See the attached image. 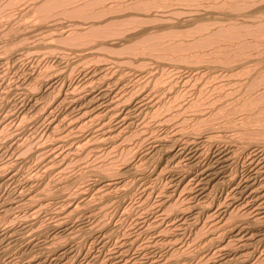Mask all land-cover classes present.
<instances>
[{"label": "rangeland", "instance_id": "374dc122", "mask_svg": "<svg viewBox=\"0 0 264 264\" xmlns=\"http://www.w3.org/2000/svg\"><path fill=\"white\" fill-rule=\"evenodd\" d=\"M111 8H112V10H111ZM107 10H109V11H107ZM82 11H84V12L82 13ZM225 11L230 12V13H235V15L238 16V18L237 19H235V18L221 19L220 17L224 16L222 13H225ZM211 12H212V14L216 13L214 15H216L218 17H216V18L213 17ZM85 13H87V14H85ZM125 13H126V15H125ZM248 13H252V15L249 16L250 14H248ZM243 14L244 15L247 14V16L244 18L245 20L247 19V21H245L244 19H241ZM109 15H113V16L123 15V16L116 17L115 20L108 21V22L104 23L102 25L103 27L101 28V30H103V31L97 30V31H95L96 33L92 32V33H89L90 35H87L84 37V34L86 35V33H84V31L87 32L85 28L88 26V24H85V23L97 21L98 19L101 21V20H103V18L106 19L107 17H109ZM161 15H165V16H161ZM225 15H226V13H225ZM80 19L82 21H80ZM59 21H61V22H59ZM113 21H116L118 23L116 24V22H113ZM106 24H109V25H106ZM82 25L86 26V27L84 28ZM104 26H105V28H104ZM81 28H83L85 30H83V29L81 30ZM110 31H112V32H110ZM76 32H77V34H76ZM78 32H80V33L78 34ZM137 33L139 34V36ZM63 34H64V36H63ZM79 35L81 37H79ZM133 35H135V37H137V36L138 37L135 39L133 37ZM126 36H127V38H126ZM46 38H47V40H46ZM123 38H126V40L124 39V42L122 43L120 39H123ZM128 39H131L130 43L129 42L125 43V41H127ZM110 40L112 41V43ZM47 41H50L52 43V44H49V48L47 47L44 49L45 46H43V47H40V49H39V44H40V46H42L44 44H48L49 42L47 43ZM102 41L103 42L105 41V43H107V41H108V44H114L115 43L114 44L115 47L113 45H112V47L114 48L113 50H115L116 53H115V51L111 52L112 50L109 47V45H108L109 51L104 50V48L106 49V47H103V48L101 47L102 46L101 44H103ZM116 41L117 42L119 41L120 43L118 44ZM42 43H44V44H42ZM120 44H124V46H122ZM50 45H53V46L50 47ZM92 45H94V47ZM116 45H118V47ZM36 46H38V47H36ZM32 47H33V49H32ZM64 48H65V50H64ZM70 49H71V51H70ZM83 49L84 50L87 49V51L86 50L84 51ZM25 50H26V52H25ZM66 51H68V52L66 53ZM137 53H138V55H137ZM94 55H95V57H94ZM76 56L79 57V60L77 59L78 57H76ZM106 56L108 59L106 58ZM117 56L118 57L122 56V58H124L125 62L123 60L122 61L119 60V62H117V60H114V58ZM80 57H82V59ZM140 57H141V59H140ZM85 58H87V59H85ZM104 58H106L107 60ZM60 59L61 60L63 59L64 62L66 60L69 64L72 63V64H70L72 66H69L68 68H64V69L61 68V64L64 62H62L63 60L61 62H59ZM73 59L77 60V62L74 61L75 63H73L72 62ZM69 60H70V62H69ZM111 60L116 61L118 64H116V62H115V64H116L115 65L114 61H111ZM130 61H131V63L133 62V64H131ZM104 62H107V63H104ZM263 62H264V0H53V1L52 0H0V134H1L0 135V205H1L0 206V214H1L0 219L2 218V220H0V224H2V225H0V227H4L5 225L6 226L8 225L9 227L12 226V228H15L17 230L19 229V232H20V230L24 227L22 225H24L26 222V220H24V218L26 219L27 216L29 218L30 217L32 218V219L31 218L27 219V221L29 223H31V221L33 222V220L35 221V223H37L36 224L37 228L35 227V229L33 230L34 233H36V234L27 233L28 234L27 235V234H21L22 232H20L19 238H21V239H19V241H18L20 244L16 243V244H18V245H16L14 243V244L9 245V247L6 246L7 248L1 247V249L4 251H1V249H0V251H1L0 252V255H1L0 264H26V262H25L26 259H25L24 253L27 251L24 250L25 244L30 245L29 244L31 241L30 239L35 240L37 238V236L38 237L41 236L40 240H44V239H46V241L50 240L48 243L49 245L52 242L55 244H59L57 242L62 243L64 241H66L67 239L64 238L65 235H63V237L61 238L62 234L60 236H57L56 237L57 239L56 238H54L55 240L52 239V234H53V230H54V229H52L53 228L52 226L54 224L58 223V220H57V219H59L58 211H61L63 209V208H61L62 206L63 207L66 206V204L64 202H66L68 196H70V197L76 196L77 197V198L75 197L76 200L80 201L81 204L85 203L87 206L85 204L84 205L86 207L81 205V206H83V208L85 207L86 209H88L87 207L89 204V208H91L90 213L93 217L92 218L93 220L91 219L89 222L94 221V224H96L98 226L101 223L100 224L101 227L105 226V224L107 225L108 223H110V219L111 218L114 219L113 217L116 213L115 211L117 210V208L115 206L116 204L112 203L115 207L113 205H111V207L109 206V208H107V210L106 209L104 210V207L103 208L101 207V205H103V204L97 206L99 201H98V199L95 198L96 197L95 191H94V194L92 195L93 191L90 189L91 185H93V183L95 182L94 180H96L95 178L98 179V177H96L94 175L95 171L97 172V170L99 171L101 169V172L103 173L104 171H106L108 165L115 161V162H117L116 167H114L115 164H113V166L109 165L110 166L109 169L111 168L110 171H114L112 173H115L116 168H119V167L122 168L121 165H124L126 162L127 163L131 162V160L132 161L135 160V162H136L139 159L138 155H136V154L143 153L145 151L144 148L148 147V144H149L148 143L149 142L148 136L151 133H152L151 135H155L156 133H157L156 135H159L160 133H162L164 130L163 125H165V124L174 125L171 129L173 131H175L176 129H179L180 127L181 128H183V127L189 128L190 130L192 128H195L197 131H201V130H203V128L205 129L208 125H209L208 127H212L216 123L221 125V126H218L219 128H228L230 125H232L231 124L232 122L234 123V122L238 121L237 123L240 126L237 123H234V126L238 125L237 127H239V130L238 131L236 130L235 134L238 136L237 132H239L240 130H241L240 132L244 131V133H242V135L244 134L245 136L246 135L247 136L246 137L243 136V138L241 137L242 135H240V132H239V136L244 140L243 142L246 143L247 141H249L251 139H256L257 135H259V138H257V140H260V141L264 140V135H263L264 134L263 133L264 125L262 124L263 127L258 126L259 123L261 124L264 122V72H263L264 71V64H262ZM79 63H80V65H79ZM82 63H83V66H85L91 70L102 67L103 64H105L104 68L108 67V70L110 71V73H112L113 70L114 71L118 70L120 63L124 64V65H120V66H126L127 68H129V70L130 69L133 70L132 73L130 72L128 74L129 79L126 81V83H127L126 87H128V86H129L128 88L135 87V89L137 87L138 88L140 87L139 88L140 90L145 89L142 87H154V88H158V89L163 88L162 89L163 91L168 92L167 95L169 98L167 97L166 99H161L162 100L161 105L159 104L160 107H159V110L157 111L158 112L157 114L161 113L160 114L161 116L159 115L160 118L158 117L159 119L156 116H155V120L153 118L156 112L154 114L153 113H147L149 116L151 115L150 117H147L148 115L145 113L146 115L143 114L141 116V117H143V118H141V121H142V119L145 118L143 120L144 122L138 121L141 123H137V122L135 123V126L133 127V129L134 130L136 129L137 131L136 130L134 131L132 129V132H130V133H132V135L134 137H132V135H131L130 137L128 136L129 139L127 138L128 140L131 139L132 141L126 140L128 143L124 142V144H126L127 146H130V144H132L133 142L135 144H136V142H138L137 145H135L133 143L130 146L131 148H133V150H132L133 152H131V150H128V151L126 150L125 152L123 151V153H122V151H121V153H118V154L114 153L113 157H112L111 154H108V155L105 154V153H107V151L104 148H106L107 146L102 144L101 145L102 147H98V149L100 150V148H101V151L105 150V152L103 153V151H102L101 153L95 155L94 153H92L90 151L91 150L90 144L92 143L91 145H95V144L98 145V144H100L99 142H102L101 141L102 138L99 141V139H97L99 137L97 136V138H95V137H94V139L92 138L93 140L91 143L88 142L89 148H87L88 143L84 145L85 141L83 143H80V145L83 144L81 148L86 149L85 153H83L84 150L81 149L82 153H81V151H79L78 153H80V154L78 157L73 156L74 155L73 153L75 151L73 153H71L72 151L68 150L69 147L70 148L73 147V149L76 148V145H75L76 143L74 141L72 142V140L70 141L71 135L73 137H77L80 135V138H85L86 136H88L92 132V129H93L94 125H97V122H95L93 124L89 123L90 126L88 124H86L87 125L86 127L83 126L84 129L81 127V132L78 131L80 134L78 132L70 134L71 131L66 133L67 127L71 124L70 122H72V124H74V122H76L75 121L76 117H74L72 112L66 111V110L64 111L65 107L63 108L62 106L56 108L57 110L54 109V113H53L54 116L51 115V117H52V119L55 118V120L60 119V120L64 121V122H62V121L59 122V127L57 128L58 130L57 129L56 130L59 131V129L60 130L62 129L63 131H65V133H66L65 134L66 138L64 139L65 144L62 143L61 148L59 145V147L56 148L55 150L51 149L52 144L50 145V143L54 144L56 142V141H54L55 140L54 137L57 138V136L59 137V135L62 136L56 130L55 131L57 133L52 132L48 128V127H50L49 123L51 121L50 120L51 117L47 116V111L52 106H54L55 103L59 100L58 98H60V96L58 97V95H62L61 93H63V89H64V87L62 85L63 84L62 80L58 79V81H57V79H55V75H59L61 73H66L67 74L66 80L68 82L72 80L71 82L76 83V85L79 86L80 83L85 82L82 79L83 76H81V74L78 73V72H80ZM241 63H242V65H241ZM65 64H67V63L65 62L64 64H62V67H64ZM111 64L114 66H112ZM153 64L155 65V68H153L154 67ZM96 65H97V67H96ZM158 65H159V68H158ZM192 66H193V68H191ZM237 66H238V68H237ZM233 67H235L234 70H233ZM76 68H78V69H76ZM214 68L216 69V71ZM66 69H68V70H66ZM134 69L138 73L134 72L135 71ZM230 69H232V70L229 71ZM62 70H64V71H62ZM91 70H89V71H91ZM119 70H121V67ZM149 71H151L153 74ZM139 73L144 74V76H142L143 78L140 76L139 77L140 79H139L137 76H135L137 74L140 75ZM162 73H164V74H162ZM40 74H41V76H40ZM52 79H54V80H52ZM81 79H82V81H81ZM136 81L139 83H137ZM78 82H79V84H78ZM82 85L83 84H81L80 86H82ZM82 87H80V88L77 87V88H79V91L85 92L84 90L87 87H83V88ZM90 88L91 87L87 88L86 91L88 92ZM138 88L136 89L137 91L139 90ZM224 88H226V89L224 90ZM197 90L199 93L197 92ZM25 93H27V96ZM171 93H173L172 96L173 97L175 96L174 99L177 100V102H178L177 103L176 101H174V102H176V104L175 103L174 104L178 105V106H175L172 103V107H174L172 109L167 108V107H169V104L167 102H169V99L171 100V97H172ZM28 95L32 98H30ZM130 95H132V93H129V95H127L126 98L128 99L129 97H131ZM183 95H184V97H183ZM224 99H226V100H224ZM243 99H244V101H243ZM129 100H131V98H129ZM126 101L128 102V100H125V102ZM171 101L173 102V100H171ZM53 103H54V105H53ZM165 103H166V107H165V109L163 107V109L166 111V114L171 113L170 114L171 118L173 116L176 117V115H177V117H176L177 119L180 118V121L182 119L185 121L180 122V121L176 120L174 117V118H172L173 120H171L167 123L162 122L163 125H160V123H159L160 119H161V117H163L162 115H165L164 114L165 111L161 108V106L162 105L165 106ZM196 104L200 108H198ZM190 105L196 107L195 110H194V107L192 108ZM212 106H213V108H212ZM241 106L242 107L244 106V110H243V108H241ZM46 107H47V109H46ZM180 107H182V109L183 108L184 109L181 110ZM204 107H205V109H203ZM220 108H222V109H220ZM231 108H233V109L235 108L234 111ZM179 109H180V112H179ZM204 110L208 111L207 112L208 115L203 117L207 121V123H206V121L202 122L203 119L199 120V121H201L203 123V125L207 124V125H205L206 127L203 126L201 124V122H199L198 120L193 121L194 120L193 118H191V120H190L189 116L191 114H199L200 112H198V111L205 112ZM227 110H229V111L232 110V112H229ZM248 110H249V112H248ZM159 111H160V113H159ZM222 112H224V113H222ZM210 113H212L213 115ZM209 114H210V116H209ZM252 114H253V116L255 114V116H254L255 120L254 121H256L257 123H253V124H254V126H255V124H256V126H258V127L255 126L256 130L253 129L254 128L253 124L251 125V126H253L252 130H250V128L248 129V127H250L248 124H250L254 119ZM244 116L246 118H244ZM251 117H253L252 121H251ZM149 118L152 122V125H154V126H152L151 122H149L150 121ZM156 118L158 119V121H156ZM209 118H211V119H209ZM235 118L237 121L235 120ZM241 118H242L243 124L241 123ZM243 118L244 119L248 118L247 120H249V121H247V120L246 121L250 122V123H247ZM258 118H259V120H258ZM186 119H187V121H186ZM228 119H229V121H232V122L224 124V122H228ZM188 120H190V121H188ZM211 120L213 122L212 124H211ZM233 120H235V121H233ZM243 120H244V122H243ZM208 121H210V123ZM259 121H261V122H259ZM145 122L149 123L150 125L146 124ZM186 122H187V124H186ZM194 122H195V124H194ZM60 123H61L62 127L60 126ZM67 124H68V126H67ZM142 124H143V126L146 124L145 127H142L144 129H142L140 127V126H142ZM156 124H158L159 126L156 127L157 126ZM179 124L181 125L180 127H179ZM185 124L188 125L189 127L188 126L185 127ZM218 124H216V125H218ZM226 124H228V126H226ZM138 125H140L139 126L140 129H138L139 128ZM223 125L226 127H223ZM148 126L150 128H148ZM190 126L192 128H190ZM234 126L232 125L230 127H234ZM242 126H244V127L247 126V127H245V129L243 127V129H242ZM153 127H155V128H153ZM159 127L162 129H160ZM197 127H199L200 130H198ZM260 127H262V128H260ZM65 128H66V130H65ZM86 128H88V129H86ZM145 128L146 129L148 128L150 130L152 128V130L151 131L149 130L150 131L149 132V131H147L148 129L146 130ZM173 128H175V129H173ZM154 129H155V131H154ZM156 129L158 131H156ZM246 129H247V131H246ZM62 130L60 133L63 132ZM85 130H87V131H85ZM138 130H139V132L141 131L143 133H141V132L139 133ZM144 130H145V132L147 131V133H145ZM160 130H161V132H160ZM185 130H187V129H185ZM249 130L251 133L249 132ZM89 131H91V132H89ZM192 131H195V130H192ZM252 131H254V132L256 131L255 137H254V135H251V134H254ZM259 131H261L263 133L262 134L263 136L261 135V133H259ZM136 132L138 134L137 136L135 134ZM233 132H235V130H233V131L231 130V132L229 131V135H231V136L234 135ZM144 133L148 135L145 138L146 141H145V139H141V135ZM231 133H233V134H231ZM52 134H54V137ZM76 134H78V135H76ZM81 134H82V136H81ZM47 135H50V136H47ZM67 135L70 136V138ZM236 135H234L235 138L237 137ZM250 135L253 137H251ZM260 135H261V137H260ZM50 137H53V138H50ZM138 137H140L141 140ZM240 137L237 140H239ZM261 138H263V139H261ZM133 139L134 140L138 139V140L134 141ZM211 139H213V138H211ZM242 139H240L239 141L242 142ZM66 140H69V141L67 142ZM245 140H247V141H245ZM26 141H28V142H26ZM96 141H99V142H96ZM143 142L145 144H147V146ZM93 143H95V144H93ZM245 143H243L241 145H244ZM72 144H73V146H72ZM139 144L142 146V148ZM19 146H20V148H19ZM83 146H85V147H83ZM66 147H67V149H65ZM138 147H140V148L138 149ZM204 147L207 150L208 149L207 147H209V145L205 144ZM63 148H64V150H63ZM241 148L242 147L237 148V151L240 150L239 151L240 153L237 152V156L239 157V158L237 157V159H238V161L242 159L243 162L239 161L240 163L239 162L237 163V167L239 166L238 164H240L238 173L240 176H245L247 173L246 169H247L248 165H246L247 163H245V161H244V158H243L244 154L241 153V152H243V150ZM134 149H136L137 151ZM150 150H152V147H148V151H150ZM43 151H45V152L47 151V152L43 153ZM53 151H55V152L51 153ZM68 151H70L69 153H71V154H68ZM89 151H90V155L88 153ZM135 151H136V153H134ZM64 152L66 155H64ZM126 152H127V154H126ZM31 153H32V155H31ZM47 153L50 154L49 156H51V154L57 153L59 155V157H57L58 160L62 159L64 156H67V157L69 156V158H71L73 156L74 158L72 157L70 159V163H68V161H69L68 159L65 161V163L63 165L64 167H62V168L63 169L67 168V169H64L63 172H61L62 171V170H60L61 168H59V169L57 168L59 166V163L57 165H55L57 162H59V161H57V159H55L54 160L55 162H52V164H47V161L49 160V159H47V158H49V156L45 157L46 155H48ZM86 153H88V155H86ZM44 154H45V156H44ZM104 154L108 157H106ZM132 154H134L135 157ZM238 154H240V155H238ZM94 155H95V157L96 156L97 157L94 158ZM99 155H100V157H99ZM102 155H103V158L105 157L104 159L102 158ZM110 155H111V157H110ZM115 156H117L116 157L117 160L114 158ZM123 156H124V158H122ZM127 157L129 158L128 161H127V159H128ZM132 157L134 160L132 159ZM109 160H110V163H109ZM150 161H153V163L151 162V164H150ZM150 161L145 162V165L143 163L141 164L142 167H144V166L146 167V169L142 168V169H144V171L145 170L147 171L149 169L147 171L148 173L145 171V175L146 176L148 175V177H149V178L147 177L145 180L146 181L145 187H144V185H142V183H138L134 186L133 181H132L133 178L130 176L128 177V180L130 178H132V179H130L132 181V183H131V181H128L129 184L127 182V186L125 189L128 188L127 190H131V187H132L135 190L132 189L130 196L128 198H126V200L128 199V202H129L126 204L128 208L124 207L125 210L124 209L119 210L120 214H121V212L123 213L125 211L123 213L125 215L118 214L119 220L116 221L117 220V218H116L114 220V222H112L110 225V228L112 227V230L113 229L116 230L118 225H121L123 223L121 225V229H120V233H121L120 236L121 237L123 235H124L123 237H125L127 234L128 235L134 234V232H135V235L140 234V233H138V231H139V225L137 223L138 217H141L143 215V218L146 219V217L148 218V217L152 216L153 215L152 213L156 209V208L154 209V207H156V205L158 204L157 199L159 200V198L157 196H159L161 198L162 195H165V192L169 188V183L166 180H159V181L155 182L154 180L150 179V173H152V171L154 169L153 166L156 165V163L154 162V161H156V159L155 160L151 159ZM106 163H108V165ZM244 163L246 166L244 165ZM101 164L107 165V167L105 166L106 169ZM147 164H148V166H146ZM42 165L44 166V168H42L43 167ZM46 165H48V166L46 167ZM49 165H50V167H51V165H53V166L55 165L56 166L55 170H54L53 166H52V170H49V168H50ZM149 165H151V166H149ZM241 165H242V167H241ZM47 168L49 171L47 170ZM72 168H74V169H72ZM92 169H94V170H92ZM51 171H54V173H52ZM8 178H11V179L8 180ZM55 178H56V180H55ZM148 181L150 182V184L151 183L152 184L151 185L147 184V183H149ZM67 183H68L69 187H70V185H72L70 183H73L72 188L68 187L69 192L67 191L68 189L66 188V186H68ZM159 183H161V184L159 185ZM32 185H34V187ZM63 185H65V189H64ZM129 185H130V188H129ZM155 185H157L158 188ZM140 186H142V187H140ZM163 186H165L166 188ZM38 187H40V188H38ZM59 188L60 189L63 188L64 194L65 193H68V194H66V196H64V194H62L63 191L60 192ZM146 188L150 189L149 190L150 192L156 191L155 194H154V192L151 193V195H153V197H151V195L149 196V198L145 197V196H147V194H149V193H147L146 190H148V189H146ZM40 189H41V191H43L44 194L49 193V194H46L47 197H49V195L52 194V191H53V195L57 196L56 199H55V197L53 199H51L53 197V195L49 197V201L52 200L51 201L52 203L49 201L48 202L51 205L53 204L52 208H51L50 204L48 203L49 206L46 204L44 206V208H42L41 210L38 211L37 215L35 214L34 216H30L29 215V208L31 205H29V203L26 201L28 203V204H26L28 206V208L25 207V209L22 210L24 208V206H26V205H23L24 203H26L23 201L22 202L23 204L21 203L23 205V207L21 204L19 205L21 209L18 207L22 214H20L18 208L15 209L17 213L15 212V210L10 211L11 214H9V212L5 213L6 210L8 211L7 208H9L10 205H12L11 203L14 202V204H16V202L18 201L17 199L21 200V198L23 199V196L26 198V195L28 193H30L31 190H34V191L36 190V192H39ZM142 189L144 191H142ZM153 189H156V190H153ZM158 189H159V191H158ZM162 189H165V190H162ZM161 191L164 193H162ZM24 192H26V193H24ZM81 192L83 195L85 192L86 193L88 192V193H90L89 194L90 196L82 197ZM132 192H134L135 195ZM145 192L147 194L144 195ZM157 192H160V193H157ZM221 194L223 196H220ZM91 195H92V197L94 196L93 201H91L92 198H91V200L89 199V197H91ZM141 195H142V197H141ZM131 196L133 197V199L131 198ZM70 197H68V198H70ZM86 197H88V200H90V201H87L88 204L85 201L87 199ZM144 197L147 198L148 200L144 199ZM217 197L220 199V203H223L227 199L228 193H226L225 191L223 193L219 192V193H217ZM81 198L85 199V200H82ZM150 198H152L153 201ZM221 198H222V200H221ZM143 200H145V201H143ZM4 201H5V203H4ZM146 201H148L147 203H150V204L146 203L147 204L146 205L144 203ZM179 201H180V204H179ZM209 201L211 202V200H209ZM141 202H143L142 203L143 206L145 204V206H144L145 208H142L143 206H141V204H140ZM175 202L177 205L178 204L179 205L177 206L175 204ZM175 202L171 203L174 208H170V206L172 207L171 204L166 206L168 211L165 208V214L166 213L174 214L176 209H177L176 210V212H177L178 210H182L184 207L187 206L186 203L184 202V204H183V201H181V200H178ZM91 203H92L93 207H91ZM6 204H8V205L4 206ZM60 204H62V206ZM129 204H131V205H129ZM138 205H140L139 207L142 208L141 210L138 207ZM176 206L180 209H178ZM96 207H98V208H96ZM99 207H101V209ZM48 208L51 210H49ZM94 208L98 213L94 210ZM27 209H28V211H27ZM129 209H132V210H129ZM134 209H136V210L134 211ZM112 210H113V212H112ZM122 210H124V211H122ZM126 210H127V212L128 211H131V212L127 213ZM138 210L140 213H143L141 216H140V213H138ZM144 210H147V211L150 210V211L147 212ZM40 211L43 213L42 215L39 214V213H41ZM85 211H89V209L85 210ZM92 211L94 214L92 213ZM99 211L102 213H99ZM103 211L105 213H103ZM119 211H117V213H119ZM132 211H134L136 213H134ZM53 212H56V213H53ZM107 212H108V214H109V212H110V214L114 213V212L115 213L113 214V216H110V214L108 215ZM145 212H147V214H145ZM171 212H173V213H171ZM19 214L21 215V219L23 217V219H22V220H24L23 222H21L22 221L21 219L19 220V218H20ZM98 214H99V216H98ZM130 214H131V216H130ZM134 214H136V216H137V218L135 216V218H136L135 221L133 220L134 217L132 218V215H134ZM6 215H8V217H6ZM44 215L46 217H44ZM54 215L56 217H54ZM94 215H96L98 218H95ZM100 215H101V217H100ZM128 215L131 217V220H133V221H131L129 219L130 217H128ZM237 215L241 217L240 213H238V214L233 213L229 217L230 220L228 219V221L231 223L232 220L234 221L237 218H240V217H237ZM35 216H37V221H36ZM77 216H81V217H76V216L74 217V219L77 220V222H85V221H83L84 219L83 220L80 219V218H82L81 213H80V215L78 214ZM102 216H104V217H102ZM120 216H121V218H120ZM125 216H126V218L127 217L128 218L126 219ZM49 218H51L53 220L49 221L48 220ZM54 218H56V219H54ZM101 218H102V220H103V218H105L104 219L105 221L104 220L101 221ZM5 219H7V220H5ZM78 219H80V220H78ZM96 219L99 220L100 222H98ZM108 219H109V222H108ZM140 219H142V218H140ZM121 220H123V221L121 222ZM124 220H126L125 224H124ZM51 221H53L54 223L52 222L53 223L52 224ZM106 221H107V223H106ZM28 222H26V223H28ZM103 223H105V224H103ZM44 225H45V227H44ZM151 226H153V225L150 224V227ZM205 227L200 226V228L197 229V231H199L200 229H203V230H200L201 232L200 231L198 232L199 234L197 233V231L195 230L194 227L193 228H192V226L188 227L186 232H184V234L185 233L186 234L188 233V234L182 235L181 237H183V238H181V239L179 238L178 242L179 243L183 242L187 238V241H188L187 242L188 243L187 248H189V245H190L189 250H186L187 252L184 251V253H183V250L187 249L186 248L187 244H186V246H184L185 248L183 250L178 251L179 253L174 252L177 255L172 253V255H175V257L172 255H170V256H172V258L174 257V259L176 258L175 260H181V258L184 255L185 256L182 258V260L184 258L185 259L190 258L193 260L194 258H196L198 256L196 258V262H195V259L193 260L194 263L192 262V260L190 262H192L193 264H195V263L197 264V262L200 259L198 264H201L203 262V260L205 262L204 264H210V263L213 264L215 259L217 258V256H214L211 259H207V260L211 261L213 258H215V259H213L212 262L209 261L210 263H206L207 262V261H205L206 259L205 258L203 259V256H205L204 253H200V252H202L201 250H203V252L205 251L203 249L204 247L203 246H202L203 248L201 247L200 242L203 240L202 236H205L207 234L206 235V237H207L210 235L209 232H211V233L212 232L221 233V232L218 229L210 231V229H209V228H211L210 225H205ZM39 228H40V231H39ZM47 228H49V229H47ZM48 230H49V232L50 231L51 232L49 233ZM190 230H192V232H190V233H192L191 235L189 233ZM41 231H43V233L45 232L44 233L45 235ZM82 231L84 232V230H80L81 233L78 231V233H76V235H75L77 237V239H76L77 242H81V241L83 242L85 237H86V233L85 232L83 233ZM114 232L115 231L113 230V233ZM193 232L196 234H194ZM218 233H217V235H218ZM77 234L78 235L80 234L79 237ZM21 236H24L25 238H28L27 236H30V238L25 240V238L23 237L24 239H22ZM140 236H141L140 238L145 242L146 236H144L142 234H140ZM200 237H202V239ZM188 238H189V240H188ZM190 238H192L193 241ZM194 238H195V240H194ZM182 239H184V240H182ZM56 240H57V242H55ZM147 240H148V238H147ZM26 241H27V243H26ZM144 242L142 244H144ZM192 242L194 244L195 243L196 244L199 243V244L194 245ZM191 243L193 245H191ZM55 244H51V246L55 245ZM89 245L90 244H88V246ZM141 246H143V245H141ZM22 247H24V249ZM90 247H92V246H90ZM40 248H41V246H40ZM40 248L37 247L34 249V251L35 252L40 251ZM197 251L198 252L200 251V252L196 253ZM185 253L186 254L189 253V254L186 255ZM193 253L195 255L197 254V256L193 255ZM170 256H169V258H170ZM188 256H189V258H188ZM179 257H181V258L179 259ZM201 257H202V261H201ZM172 258H170V259H172ZM10 259H12V261ZM174 259H172V261H174ZM186 261H188V260H186ZM186 261H183V262L185 263ZM183 262H181V264H183Z\"/></svg>", "mask_w": 264, "mask_h": 264}, {"label": "bare ground", "instance_id": "6f19581e", "mask_svg": "<svg viewBox=\"0 0 264 264\" xmlns=\"http://www.w3.org/2000/svg\"><path fill=\"white\" fill-rule=\"evenodd\" d=\"M53 1V0H52ZM43 2V1H42ZM84 4V3H83ZM80 5V4H79ZM46 7V6H45ZM262 8V7H261ZM83 9V8H82ZM106 9V8H105ZM74 10V9H73ZM112 10V8H111ZM80 11V10H79ZM78 11V12H79ZM109 11V10H107ZM229 11V10H228ZM75 12V11H74ZM84 11H82L83 13ZM101 12V11H100ZM66 13V12H65ZM206 13V12H205ZM226 13V15H225ZM225 13H222L224 16L223 17H220L221 19H232V18H235L237 19L238 16L235 15V13H230V12H226ZM228 13V14H227ZM254 13V12H253ZM87 14V13H85ZM159 14V13H158ZM212 14V12H211ZM216 14V13H214ZM213 15V17H218L216 15ZM250 14L249 16L252 15V13H248ZM101 15V14H100ZM126 15V13H125ZM210 15V14H209ZM221 15V14H220ZM105 16V15H104ZM120 16H123V15H119V16H113V15H109V17H105L106 19L103 18V20H97V21H92V22H88V23H85V24H88V26H83L87 32L84 31V33H86V35L84 34V37L87 36V35H90L89 33H92V32H95L97 30H101V28L103 27L102 25L108 21H112V20H115L116 17H120ZM155 16V15H154ZM161 16H165V15H161ZM247 16L243 14V16L241 17V19H244L245 17ZM101 17V16H100ZM87 18V17H86ZM90 18V17H89ZM97 19V18H96ZM87 20V19H86ZM245 20V19H244ZM80 21H82L80 19ZM247 21V19L245 20ZM61 22V21H59ZM58 22V23H59ZM113 22H116V21H113ZM253 22V21H252ZM118 22H116L117 24ZM243 23V22H242ZM247 24V23H246ZM250 24V23H249ZM73 25V24H72ZM106 25H109V24H106ZM256 25V24H255ZM258 25V24H257ZM56 26V25H55ZM67 26V25H66ZM69 26V25H68ZM110 27V26H109ZM105 28V26H104ZM103 28V29H104ZM146 28V27H145ZM83 28H81L82 30ZM83 29V30H85ZM144 29V28H143ZM67 30V29H66ZM63 31V30H62ZM103 31V30H101ZM109 31V30H108ZM107 31V32H108ZM83 32V31H82ZM112 32V31H110ZM70 33V32H69ZM68 33V34H69ZM80 32H78L79 34ZM96 33V32H95ZM104 33V32H103ZM67 34V35H68ZM77 34V32H76ZM125 34V33H124ZM128 34V33H127ZM131 34V33H130ZM138 34V33H137ZM142 34V33H141ZM100 35V34H99ZM103 35V34H102ZM64 36V34H63ZM66 36V35H65ZM75 36V35H74ZM83 36V35H82ZM92 36V35H91ZM101 36V35H100ZM132 36V35H131ZM139 36V34H138ZM137 36V37H138ZM44 37V36H43ZM73 37V36H72ZM71 37V38H72ZM77 37V36H76ZM79 37H81L79 35ZM133 37L136 39L137 37H135V35H133ZM64 38V37H63ZM70 38V39H71ZM74 38V37H73ZM127 38V36H126ZM126 38H123V39H120L121 42L123 43L124 42V39L126 40ZM43 39V38H42ZM50 39V38H49ZM262 39V38H261ZM47 40V38H46ZM89 40V39H88ZM119 40V41H120ZM34 41V40H33ZM44 41V40H43ZM99 41V40H98ZM111 41V40H110ZM109 41V42H110ZM117 42L118 44L120 42ZM131 39H128L127 41H125V43H130ZM49 42V43H48ZM114 42V41H113ZM230 42V41H229ZM48 44H44L42 46H40L39 44V49L40 47H44L45 48H49V44H52L50 41H47ZM90 43V42H89ZM98 43V42H97ZM101 43V42H100ZM99 43V44H100ZM103 44H101L102 48L103 47H106V49L104 48V50H108L109 51V48H108V45L109 47L111 48V52H114L115 50H113L114 48L112 47V45L115 47V43L114 44H108V41L107 43H105V41L103 42ZM112 43V41H111ZM36 45V44H35ZM48 45V46H47ZM97 45V44H96ZM122 46H124V44H120ZM119 45V46H120ZM53 45H50V47H52ZM56 46V45H55ZM54 46V47H55ZM59 46V45H58ZM57 46V47H58ZM94 47V45H92ZM98 46V45H97ZM118 47V45H116ZM31 47V46H30ZM38 47V46H36ZM53 47V48H54ZM133 47V46H132ZM21 48V47H20ZM25 48V47H24ZM66 48V47H65ZM64 48V50H65ZM85 48V47H84ZM91 48V47H90ZM129 48V47H128ZM207 48V47H206ZM22 49V48H21ZM26 49V48H25ZM33 49V47H32ZM43 49V48H42ZM80 49V48H79ZM144 49V48H143ZM233 49V48H232ZM17 50V49H16ZM28 50V49H27ZM82 50V49H81ZM80 50V51H81ZM84 50V49H83ZM87 51V49H85ZM84 50V51H85ZM91 50V49H90ZM13 51V50H12ZM71 51V49H70ZM75 51V50H74ZM17 52V51H16ZM26 52V50H25ZM68 51H66L67 53ZM239 52V51H238ZM21 53V52H20ZM23 53V52H22ZM33 53V52H32ZM57 53V52H56ZM70 53V52H69ZM77 53V52H76ZM75 53V54H76ZM86 53V52H85ZM84 53V54H85ZM95 53V52H94ZM97 53V52H96ZM100 53V52H99ZM116 53V51H115ZM148 53V52H147ZM206 53V52H205ZM83 54V55H84ZM102 54V53H101ZM189 54V53H188ZM23 55V54H22ZM26 55V54H25ZM77 55V54H76ZM79 55V54H78ZM87 55V54H86ZM105 55V54H104ZM123 55V54H122ZM126 55V54H125ZM138 55V53H137ZM232 55V54H231ZM35 56V55H34ZM80 56V55H79ZM85 56V55H84ZM143 56V55H142ZM4 57V56H3ZM64 57V56H63ZM78 57V56H76ZM93 57V56H92ZM91 57V58H92ZM95 57V55H94ZM121 57V58H120ZM120 57H115L114 60H117V62H119V60H124V58H122V56ZM124 57V56H123ZM216 57V56H215ZM9 58V57H8ZM23 58V57H22ZM62 58V57H61ZM82 59V57H80ZM98 58V57H97ZM96 58V59H97ZM107 58V56H106ZM104 58V59H106ZM253 58V57H252ZM7 59V58H6ZM41 59V58H40ZM79 60V57L77 58ZM87 59V58H85ZM103 59V58H102ZM108 59V58H107ZM106 59V60H107ZM141 59V57H140ZM59 60V59H58ZM63 60V59H62ZM60 59L59 62L62 61ZM114 60H111V61H114ZM137 60V59H136ZM150 60V59H149ZM154 60V59H153ZM158 60V59H157ZM254 60V59H253ZM77 62V60H74L73 59V63ZM83 61V60H82ZM94 61V60H93ZM109 61V60H108ZM132 61V60H131ZM130 61V63H131ZM147 61V60H146ZM54 62V61H53ZM64 62V60L62 61ZM67 63L65 64L64 67H62V64L64 63ZM64 63L61 64V68H68L69 66H72L70 64L72 63H68L66 60H65ZM70 62V60H69ZM92 62V61H91ZM95 62V61H94ZM116 61H114V64H115ZM116 62V64H118ZM123 62V63H124ZM135 62V61H134ZM153 62V61H152ZM258 62V61H257ZM7 63V62H6ZM96 63V62H95ZM104 63H107V62H104ZM157 63V62H156ZM58 64V63H57ZM60 64V63H59ZM94 64V63H93ZM102 64V63H101ZM110 64V63H109ZM115 64V65H116ZM125 64V63H124ZM124 64H121L120 65H124ZM133 64V62L131 63ZM150 64V63H149ZM161 64V63H160ZM159 64V65H160ZM167 64V63H166ZM171 64V63H170ZM252 64V63H251ZM264 64V62L262 63ZM80 65V63H79ZM78 65V66H79ZM104 65L102 67H99L97 69H94V70H91L85 66H83V63L81 65V69H80V73L81 76H83V80L85 82H82L80 83L83 84L82 86L83 87H91L89 89V91L87 92L86 89L84 90L85 92L83 91H79V88L82 87V86H78L76 85V83H73L71 81H67L66 80V76L67 74L66 73H61L59 75H55V79H60L62 80L63 82V93H61L62 95H58V97L60 96V98H58L59 100L55 103H53L54 106H50L51 108L47 111V116H50L53 115L54 113V109L62 106L64 108V111H70L73 113L74 117H76V122H74V124H72V122H70L71 124L68 126L67 124V130L65 128V130L67 131L66 133H68L69 131L70 134L72 133H77L78 131L81 132V127L83 128V126H87L86 124L89 125V123L93 124L95 122H97V125H94L93 129H92V132H91L88 136H86L85 138H80V135L77 136V137H73L71 135V138L70 136H68L70 138V141L72 140V142L74 141L76 144V148L73 149V147H69L68 150L72 151L71 153H73L74 151V155L75 157H78L80 153H78L79 151H81V147L82 145H80V143H83L84 141V145L87 144L88 142L91 143L92 140L95 138H97V136L99 138V141L101 140L102 138V142H99V141H96V142H99L100 144L96 145H91L90 144V147H91V152L94 153L95 155L96 154H99L103 151V153L105 152V150L107 151V153L105 154H111L112 157H113V154L116 153H123V151L125 152L126 150H131V152H133V148H131L130 146L132 144H130V146H127L126 144H124V142L128 143L126 140L129 139V137L132 135V129L133 127L135 126V123H141V122H144L143 120L145 119H142L141 121V117L143 114L146 115L147 113H155L154 115V120H155V116L158 118L159 115L161 114L160 111L159 113L160 114H157L158 110H159V104L161 105V102L162 100L161 99H166L168 97L167 95V91H163L161 88H154V87H142V88H145L143 90H140L138 87V91L135 89V87H131V88H128L126 87L127 86V83L126 81L129 79V73L133 72L132 69L129 70V68H127L126 66H120L119 65V69L121 67V70H113L112 73H110V71L108 70V67L107 68H104ZM112 65V64H111ZM127 65V64H126ZM135 65V64H134ZM145 65V64H144ZM154 65V64H153ZM159 65H158V68H159ZM162 65V64H161ZM169 65V64H168ZM224 65V64H223ZM242 65V63H241ZM250 65V64H249ZM60 66V65H59ZM114 66V65H112ZM200 66V65H199ZM97 67V65H96ZM111 67V66H110ZM109 67V68H110ZM116 67V66H115ZM118 67V66H117ZM157 67V66H156ZM162 67V66H161ZM180 67V66H179ZM189 67V66H188ZM212 67V66H211ZM242 67V66H241ZM240 67V68H241ZM71 68V67H70ZM85 68V69H84ZM87 68V69H86ZM93 68V67H92ZM125 68V69H124ZM133 68V67H132ZM155 68V65L154 67ZM186 68V67H185ZM193 68V66L191 67ZM198 68V67H197ZM201 68V67H200ZM216 68V67H215ZM214 68V69H215ZM235 67H233V70H234ZM238 68V66H237ZM236 68V69H237ZM249 68V67H248ZM78 69V68H76ZM163 69V68H162ZM184 69V68H183ZM227 69V68H226ZM68 70V69H66ZM91 70V71H89ZM135 70V69H134ZM146 70V69H145ZM159 70V69H158ZM165 70V69H164ZM167 70V69H166ZM198 70V69H197ZM220 70V69H219ZM232 69H230L229 71H231ZM254 70V69H253ZM64 71V70H62ZM143 71V70H142ZM216 71V69H215ZM134 72H137L136 70ZM151 72V71H149ZM164 72V71H163ZM179 72V71H178ZM209 72V71H208ZM264 72V71H263ZM138 73V72H137ZM152 73V72H151ZM165 73V72H164ZM162 73V74H164ZM168 73V72H167ZM174 73V72H173ZM172 73V74H173ZM215 73V72H214ZM245 73V72H244ZM4 74V73H3ZM140 74V73H139ZM143 73H141L140 75H135L137 76L138 78L141 76H144V74L142 75ZM153 74V73H152ZM203 74V73H202ZM131 75V74H130ZM168 75V74H167ZM41 76V74H40ZM120 76V77H119ZM131 77V76H130ZM160 77V76H159ZM163 77V76H162ZM255 77V76H254ZM132 78V77H131ZM143 78V77H142ZM169 78V77H168ZM81 79V81H82ZM134 79V78H133ZM140 79V78H139ZM162 79V78H161ZM45 80V79H44ZM54 80V79H52ZM49 81V80H48ZM56 81V82H57ZM138 81V80H137ZM136 81V82H137ZM160 81V80H159ZM55 82V83H56ZM149 82V81H148ZM22 83V82H21ZM47 83V82H46ZM139 83V82H137ZM54 84V83H53ZM79 84V82H78ZM162 84V83H161ZM28 85V84H27ZM43 85V84H42ZM55 85V84H54ZM58 85V84H57ZM91 85V86H90ZM134 85V84H133ZM242 85V84H241ZM244 85V84H243ZM136 86V85H135ZM50 87V86H49ZM48 87V88H49ZM52 87V86H51ZM54 87V86H53ZM62 87V88H63ZM79 87V88H77ZM82 87V88H83ZM157 87V86H156ZM17 88V87H16ZM189 88V87H188ZM200 88V87H199ZM204 88V87H203ZM207 88V87H206ZM217 88V87H216ZM222 88V87H221ZM23 89V88H22ZM25 89V88H24ZM202 89V88H201ZM205 89V88H204ZM203 89V90H204ZM219 89V88H218ZM226 88H224L225 90ZM27 90V89H26ZM60 90V89H59ZM137 92H136V91ZM194 90V89H193ZM199 90V89H198ZM197 90V92H198ZM200 91V90H199ZM214 91V90H213ZM26 92V91H25ZM61 92V91H60ZM171 92V91H170ZM181 92V91H180ZM216 92V91H215ZM227 92V91H226ZM242 92V91H241ZM129 93H132V95H130L131 97V100H129V98L127 99L126 96L129 95ZM199 93V92H198ZM202 93V92H201ZM255 93V92H254ZM261 93V92H260ZM12 94V93H11ZM26 96H27V93H25ZM31 94V93H30ZM29 94V95H30ZM173 93H171V96H172ZM203 94V93H202ZM207 94V93H206ZM213 94V93H212ZM28 95V96H29ZM32 95V94H31ZM35 95V94H34ZM170 95V94H169ZM200 95V94H199ZM165 98H164V97ZM192 96V95H191ZM206 96V95H205ZM30 97V96H29ZM184 97V95H183ZM199 97V96H198ZM32 98V97H30ZM169 98V97H168ZM175 96L171 97V100H173V102L169 99V102H167L169 104V107L167 108H174L172 107V103L176 104L177 100L174 99ZM211 98V97H210ZM213 98V97H212ZM177 99V98H176ZM234 99V98H233ZM232 99V100H233ZM125 100H128V102ZM196 100V99H195ZM218 100V99H217ZM226 100V99H224ZM230 100V99H229ZM168 101V100H167ZM176 101V102H174ZM203 101V100H202ZM210 101V100H209ZM216 101V100H215ZM228 101V100H227ZM239 101V100H238ZM244 101V99H243ZM263 101V100H262ZM36 102V101H35ZM186 102V101H185ZM206 102V101H205ZM222 102V101H221ZM241 102V101H240ZM246 102V101H245ZM178 103V102H177ZM199 103V102H198ZM239 103V102H238ZM164 104V103H163ZM174 104V105H175ZM186 104V103H185ZM201 104V103H200ZM219 104V103H218ZM253 104V103H252ZM38 105V104H37ZM182 105V104H181ZM184 105V104H183ZM195 105V104H194ZM197 105V104H196ZM221 105V104H220ZM240 105V104H239ZM242 105V104H241ZM247 105V104H246ZM249 105V104H248ZM255 105V104H254ZM33 106V105H32ZM168 106V105H167ZM175 106H178V105H175ZM191 106V105H190ZM200 106V105H199ZM207 106V105H206ZM215 106V105H214ZM233 106V105H232ZM49 107V106H48ZM165 109L166 107V103H165V106H161V108ZM188 107V106H187ZM192 108L194 106H191ZM198 107V105H197ZM202 107V106H201ZM216 107V106H215ZM231 107V106H230ZM237 107V106H236ZM43 108V107H42ZM41 108V109H42ZM181 110L182 107H180ZM186 108V107H185ZM191 108V109H192ZM196 107H194V110H195ZM200 108V107H198ZM209 108V107H208ZM213 108V106H212ZM211 108V109H212ZM224 108V107H223ZM241 108H243L244 110V106ZM47 109V107H46ZM163 109V110H164ZM177 109V108H176ZM175 109V110H176ZM205 109V107L203 108ZM210 109V108H209ZM215 109V108H214ZM222 109V108H220ZM229 109V108H228ZM233 109V108H231ZM235 109V108H234ZM233 109V111H234ZM39 110V109H38ZM57 110V109H56ZM161 110V109H160ZM169 110V109H168ZM167 110V111H168ZM174 110V109H173ZM199 110V109H198ZM202 110V109H201ZM207 110V109H206ZM204 110L205 112H201V111H198L200 112L199 114H189V118L191 120V118H193L195 120H202L203 121H206L203 117H205L206 115H208V111ZM219 110V109H218ZM237 110V109H236ZM40 111V110H39ZM162 111V110H161ZM165 111V110H164ZM212 111V110H211ZM221 111V110H220ZM226 111V110H225ZM224 111V112H225ZM229 111V110H227ZM240 111V110H239ZM246 111V110H245ZM251 111V110H250ZM175 112V111H174ZM179 112H180V109H179ZM187 112V111H186ZM190 112V111H189ZM222 112V113H224ZM229 112H232L229 111ZM249 112V110H248ZM146 113V114H145ZM176 113V112H175ZM213 113V112H212ZM210 113V114H212ZM221 113V114H222ZM43 114V113H42ZM152 114V115H153ZM157 114V115H156ZM165 115H162L163 117H161L160 119V125H163L162 122L164 123H167L171 120H173L172 118H174L175 116H173L171 118V113L170 114H166V111L164 113ZM183 114V113H182ZM187 114V113H186ZM209 114V116H210ZM256 114V113H255ZM254 114V116H255ZM72 115V114H71ZM148 115V114H147ZM213 115V114H212ZM211 115V116H212ZM215 115V114H214ZM251 115V114H250ZM258 115V114H257ZM8 116V115H7ZM54 116V115H53ZM151 116V115H150ZM149 115L147 117H150ZM161 116V115H160ZM185 116V115H184ZM183 116V117H184ZM208 116V117H209ZM253 116V114H252ZM253 116V117H254ZM262 116V115H261ZM26 117V116H25ZM73 117V116H72ZM146 117V116H145ZM177 117V115H176ZM175 117L176 120L180 121V118L177 119ZM182 117V116H181ZM248 117V116H247ZM253 117H251V121L253 119ZM257 117V116H256ZM49 118V117H48ZM152 118V119H153ZM156 118V121H158V118ZM188 118V119H189ZM244 118H246L244 116ZM243 118V119H244ZM66 119V118H65ZM174 119V120H175ZM211 119V118H209ZM231 119V118H230ZM248 119V118H247ZM247 119H244L245 121ZM250 119V118H249ZM30 120V119H29ZM50 127H48L52 132H56L59 127V122L62 121L64 122L63 120H60V119H50ZM150 120V118H149ZM188 120V121H190ZM208 120V119H207ZM224 120V119H223ZM232 120V119H231ZM236 120V118H235ZM233 120V121H235ZM240 120V119H239ZM243 120V122H244ZM255 120V117L253 119V121L250 123V122H247L249 120H247L246 122L247 123H250L248 124L250 127H248V129L250 128V130H252V127L254 126L253 123H257ZM259 120V118H258ZM28 121V120H27ZM71 121V120H70ZM138 121H141V122H138ZM147 121V120H146ZM153 121V120H152ZM181 121H185V120H181ZM180 121V122H181ZM187 121V119H186ZM226 121V120H225ZM237 121V120H236ZM151 122V120L149 121ZM174 122V121H173ZM201 122V121H199ZM198 122V123H199ZM201 122V124L203 125V123ZM210 123V121H208ZM229 122H232V121H229L228 119V122H224L225 123H229ZM238 122V121H237ZM237 122H234V123H237ZM261 122V121H259ZM146 123V122H145ZM158 123V124H159ZM162 123V124H161ZM172 123V122H171ZM179 123V122H178ZM185 123V122H184ZM189 123V122H188ZM207 123V121H206ZM212 120H211V124H212ZM220 123V122H219ZM223 123V122H222ZM234 123L232 122L231 124L234 126ZM241 123H242V118H241ZM246 123V124H247ZM9 124V123H8ZM22 124V123H21ZM20 124V125H21ZM146 124H149V123H146ZM146 124L143 126H140L138 125V127L140 126L141 128L142 127H145ZM156 124L158 127L159 125ZM181 124V123H180ZM179 124V127L181 126ZM187 124V122H186ZM185 124V127L188 126ZM193 124V123H192ZM195 124V122H194ZM205 124V123H204ZM215 124V123H214ZM218 124V123H216ZM215 124V125H216ZM238 124V123H237ZM243 124V123H242ZM241 124V125H242ZM253 124V126H251ZM264 125V122L263 123H259L258 126H262ZM150 125V124H149ZM151 125H152V122H151ZM184 125V124H183ZM207 125V124H205ZM203 125V126H205ZM213 125L212 127H206L205 129L203 128V130L201 131H197L195 128H192L190 126V128H192L191 130L189 128H179V129H176L175 131L171 130L172 127L174 125H168V124H165L163 125L162 127L164 128L163 132L160 133L159 135H147L145 133H147V131H149L150 128L148 126V130L145 132L144 130V134L141 135V139H145L146 136H148V140H149V144H148V147H152V150L148 151V147L147 148H144L145 151L141 154H136L138 155V160L135 162L131 160V162H126L124 165H121V167L119 168H116V172L115 173H112L114 171H110L109 169V165H112L115 164L114 167H116V163L117 162H112L111 164L108 165V163H106L108 165H102L104 166V168L106 169V171H104L103 173L101 172V169L97 172L95 171L94 175L97 178H95L96 180H94L95 182L93 183V185H91V190L93 191L92 192V195L94 194V191H95V198L98 199V205H101V207L103 208L104 207V210L107 208H109V206L111 207V205L113 204H116V208L117 210L114 212L115 215H114V219H110V223H108L107 225L105 223V226L101 227V223L98 225L94 224V221L93 222H89L93 217L90 213V209L89 208V204L87 203V201H90L91 198L93 201V197L91 195V197H89L90 200H88V197H86L87 199H82V200H85L86 203L88 204V209L89 211H85V210H88L86 209L85 207L87 206L85 203L81 204L80 201L76 200L75 197L73 196H68L70 198L67 197V200L66 202H64L66 204L65 207L62 206V204H60L59 206L61 208H63L61 211H58V217L59 219L58 220V223L54 224L52 227L53 230V234H52V239L56 238L57 236H61V238L63 237V235H65L64 238H66L67 240L64 241V242H57V240L55 242L59 243V244H55L52 243L51 244H55V245H52L51 244L49 245V241L46 239L44 240H40V237L37 236V238L35 240L33 239H30V245H26L25 244V249L24 247H22L25 251L27 252H23L24 255H25V259H26V264H181V262L183 261H186L185 263L183 262V264H193V260L195 259V262H196V258L198 257L197 254L195 255L193 253V255L197 256L196 258H194L193 260L189 258V259H183L181 257H179V259L181 258V260H175L174 257L175 255H172L173 254H176L174 252H178V251H181L183 250L186 246V248L188 247V241H187V238L184 240L183 242H178L179 238H183L181 237L182 235H185L184 232H186L187 228L188 227H191L192 228L194 227L195 230L197 231L198 228H200V226H204L205 225H210L211 228L210 231H213L215 229H218L221 233H217L216 232H208L210 233L209 236L206 237L205 236H202L203 237V240L200 242V245L201 247L205 250L203 252V250H201L202 252L200 253H204L205 256H203V259L205 258L207 261L206 263H210L213 261V258L211 261L210 260H207V259H211L212 257L214 256H217V260L215 259L214 263L213 264H264V140H257V138H259V135L256 136V139H251L249 141H247L246 143L243 142L244 140L242 139L243 136L246 137L244 134L242 135L243 132H240V135H242L241 137L239 136V132L238 133V136L240 137V139H242V142H240L239 140H237L239 137L235 134L236 133V130L238 131L239 130V127H237L238 125H235L234 127H230L232 125H230L228 128H219L218 126H221L220 124L218 125ZM247 125V126H248ZM60 126L62 127L61 123H60ZM90 126V125H89ZM154 126V125H152ZM195 126V125H194ZM193 126V127H194ZM202 126V127H203ZM215 126V127H214ZM226 126H228V124H226ZM223 125V127H226ZM240 126V125H239ZM245 126V127H247ZM256 126V124H255ZM255 129L256 130V128ZM256 126V127H258ZM60 127V128H61ZM140 127L138 129H140ZM189 127V126H188ZM244 126H242V129H243ZM244 127V129H245ZM260 127V128H262ZM155 128V127H153ZM160 128V127H159ZM198 130H200L199 127H197ZM57 129V130H56ZM84 129V128H83ZM82 129V130H83ZM88 129V128H86ZM144 129V128H142ZM162 129V128H160ZM175 129V128H173ZM187 129V130H185ZM189 129V130H188ZM202 129V128H201ZM56 130V131H55ZM62 130V129H61ZM61 130L59 129V131H57L59 134H61L62 136L59 135V137L57 136L54 137V134L53 137H54V141H56L54 144L53 143H50L51 145V149L55 150L56 148L59 147L60 145V148H61V144L64 143L65 144V141L64 139L66 138V133L65 131H63L62 133ZM134 130V129H133ZM136 130V129H135ZM134 130V131H135ZM152 130V128H151ZM150 130V131H151ZM192 130H195V131H192ZM231 130H235L234 135H236L237 137L235 138L234 135H229V131L231 132ZM249 130V132H250ZM87 131V130H85ZM133 131V132H134ZM137 131V130H136ZM143 131V130H142ZM149 131V132H150ZM155 131V129H154ZM156 131H158L156 129ZM247 131V129H246ZM258 131V130H257ZM263 131V130H262ZM56 132V133H57ZM139 132V130H138ZM141 132V131H140ZM139 132V133H140ZM148 132V133H149ZM161 132V130H160ZM254 134H251V135H254L255 137V132L252 131ZM55 133V134H56ZM79 133V132H78ZM143 133V132H141ZM231 133V134H233ZM248 133V132H247ZM251 133V132H250ZM249 133V134H250ZM259 133H261V135L264 133L259 131ZM49 134V133H48ZM80 134V133H79ZM136 136L138 135L137 132L135 133ZM1 135V134H0ZM6 135V134H5ZM58 135V134H57ZM78 135V134H76ZM87 135V134H86ZM250 135V136H251ZM260 135V137H261ZM264 135V134H263ZM262 135V136H263ZM34 136V135H33ZM47 136H50V135H47ZM56 136V135H55ZM82 136V134H81ZM129 136V137H128ZM234 136V137H233ZM53 137H50V138H53ZM73 137V138H72ZM132 137H134L132 135ZM253 137V136H251ZM93 138V139H92ZM128 138V139H127ZM140 139V137H138ZM213 138V139H211ZM39 139V138H38ZM140 139V140H141ZM226 139V140H225ZM263 139V138H261ZM53 140V139H52ZM90 140V141H89ZM131 140V139H130ZM128 140V141H130ZM134 140V139H133ZM136 140V139H135ZM134 140V141H135ZM138 140V139H137ZM136 140V141H137ZM147 140V141H148ZM64 141V142H63ZM67 142L69 140H66ZM132 141V140H131ZM143 141V140H142ZM146 141V139H145ZM144 141V142H145ZM7 142V141H6ZM28 142V141H26ZM143 142V143H144ZM22 143V142H21ZM70 143V142H69ZM89 143H88V146L87 148H89ZM138 142H136L135 145H137ZM141 143V142H140ZM245 143L244 145H241ZM26 144V143H25ZM49 144V143H48ZM106 145L107 147L104 148L105 150H102L101 151V148L100 150L98 149V147H102L101 145ZM145 144V143H144ZM205 144H208L209 147H207L208 149L206 150V146L204 147ZM19 145V144H18ZM17 145V146H18ZM22 145V144H21ZM44 145V144H43ZM49 145V146H50ZM69 145V144H68ZM140 145V144H139ZM147 146V144H145ZM144 145V146H145ZM23 146V145H22ZM48 146V147H49ZM70 146V145H69ZM73 146V144H72ZM141 146V145H140ZM11 147V146H10ZM16 147V146H15ZM14 147V148H15ZM39 147V146H38ZM85 147V146H83ZM137 147V146H136ZM242 147L241 149L243 150V152H241L242 154H244L243 158H244V161L245 163H247L246 165L247 166V173L245 176H240L239 175V166L240 164H238L239 166L237 167V163L239 161H242L237 159V152L240 153L239 151H237V148H240ZM20 148V146H19ZM45 148V147H44ZM135 148V147H134ZM140 147H138L139 149ZM142 148V146H141ZM48 149V148H47ZM67 149V147L65 148ZM103 149V148H102ZM41 150V149H40ZM43 150V149H42ZM49 150V149H48ZM64 150V148H63ZM84 150L83 153H85V150L86 149H82ZM89 150V149H88ZM136 150V149H134ZM70 151H68V154H71L69 153ZM90 151L88 152L89 155H90ZM137 151V150H136ZM136 151L134 153H136ZM143 151V150H142ZM141 151V152H142ZM47 152V151H46ZM45 151H43V153H46ZM50 152V151H49ZM55 151L51 152V153H54ZM140 152V151H139ZM4 153V152H3ZM62 153V152H61ZM60 153V154H61ZM82 153V151H81ZM88 153H86V155H88ZM102 153V154H103ZM13 154V153H12ZM35 154V153H34ZM42 154V153H41ZM40 154V155H41ZM48 154V153H47ZM78 154V155H77ZM104 154V155H105ZM127 154V152H126ZM30 155V154H29ZM32 155V153H31ZM50 154L46 155L44 154L45 157H48ZM64 155L65 152H64ZM94 155V158H96ZM110 155V157H111ZM134 155V154H132ZM240 155V154H238ZM72 156V157H73ZM81 156V155H80ZM106 156V155H105ZM4 157V156H3ZM33 157V156H32ZM31 157V158H32ZM57 157H59V155L57 153L55 154H51V156H49V159L47 161V164H52V162H55L54 160L57 159ZM71 157V158H72ZM100 157V155H99ZM108 157V156H106ZM117 156H115L114 158L116 159ZM120 157V156H119ZM131 157V156H130ZM135 157V155H134ZM69 156H64L62 159L58 160L59 162H57L55 165H57L59 163V166L57 167L58 169L61 168L60 170H62L61 172H63L64 169H67V168H62L64 167V163L65 161L68 159V163H70V159ZM74 158V157H73ZM82 158V157H81ZM80 158V159H81ZM102 158H103V155H102ZM105 158V157H104ZM103 158V159H104ZM121 158V157H120ZM124 158V156L122 157ZM128 158V157H127ZM239 158V157H238ZM45 159V158H44ZM107 159V158H106ZM136 159V158H135ZM151 159H156V161H154L156 163L155 166H153V171L152 173H150V179L154 180L155 182L156 181H159V180H166L168 183H169V188L168 190L165 192V195H162V197L160 198L159 196H157L159 198V200L157 199L158 201V204L156 205V207H154L155 211L152 213L153 215L150 216V217H146V219L143 218V213H140L139 210H138V213H140V216L141 217H138V225H139V231L138 233L146 236V243L140 238V234H136L135 235V232L134 234H127L125 237H121L120 236V229H121V225H118V229L116 228L113 229L115 232L113 233V230H112V227L110 228V225L112 222H114V220L117 218L116 221L119 220V215L120 214V209H124V207L126 208L127 207V203L128 202V199L126 200V198H128L131 194V190L134 189L131 187V190H127L125 189L126 186H127V182L128 181H131L130 179L133 178V184L134 186L138 183H142V185H146V178L148 177V175L146 176L145 175V171L144 169L142 168H145L146 167L144 166L145 165V162H148L150 161ZM73 160V159H72ZM82 160V159H81ZM117 160V159H116ZM129 160V158L127 159V161ZM44 161V160H43ZM108 162V161H107ZM151 162L153 163V161H150V164ZM243 162V161H242ZM45 163V162H44ZM67 163V162H66ZM78 163V162H77ZM109 163H110V160H109ZM144 164L142 167L141 164ZM154 163V164H155ZM240 163V162H239ZM244 163V165H245ZM13 164V163H12ZM25 164V163H24ZM89 164V163H88ZM105 164V163H104ZM119 164V163H118ZM8 165V164H7ZM44 165V164H43ZM42 165V166H43ZM54 165V166H55ZM67 165V164H66ZM119 165V166H120ZM245 165V166H246ZM3 166V165H2ZM48 165H46L47 167ZM52 166L49 167V170H52ZM54 170L56 168V166L54 167ZM106 166V167H105ZM148 166V164L146 165ZM151 166V165H149ZM38 167V166H37ZM242 167V165H241ZM4 168V167H3ZM44 168V166L42 167ZM41 168V169H42ZM79 168V167H78ZM84 168V167H83ZM91 168V167H90ZM149 168V167H148ZM147 168V169H148ZM238 168V169H237ZM19 169V168H18ZM46 169V168H45ZM74 169V168H72ZM103 169V168H102ZM48 170V168H47ZM48 170V171H49ZM59 170V171H60ZM94 170V169H92ZM149 170V169H148ZM147 170V171H148ZM66 171V170H65ZM68 171V170H67ZM72 171V170H71ZM103 171V170H102ZM146 171V172H147ZM30 172V171H29ZM42 172V171H41ZM52 173H54V171H51ZM84 172V171H83ZM87 172V171H86ZM93 172V171H92ZM66 173V172H65ZM76 173V172H75ZM85 173V172H84ZM148 173V172H147ZM146 173V174H147ZM8 174V173H7ZM56 174V173H55ZM91 174V173H90ZM244 174V173H243ZM40 175V174H39ZM63 175V174H62ZM92 175V174H91ZM13 176V175H12ZM48 176V175H47ZM59 176V175H58ZM132 177L128 180V177ZM41 177V176H40ZM32 178V177H31ZM52 178V177H51ZM149 178V177H148ZM11 179V178H8V180ZM21 179V178H20ZM26 179V178H25ZM29 179V178H28ZM34 179V178H33ZM63 179V178H62ZM22 180V179H21ZM38 180V179H37ZM46 180V179H45ZM56 180V178H55ZM60 180V179H59ZM67 180V179H66ZM148 180V179H147ZM11 181V180H10ZM25 181V180H24ZM61 181V180H60ZM131 181V183H132ZM151 181V180H150ZM153 181V182H154ZM165 181V182H166ZM6 182V181H5ZM20 182V181H19ZM149 182V181H148ZM162 182V181H161ZM4 183V182H3ZM76 183V182H75ZM18 184V183H17ZM27 184V183H26ZM29 184V183H28ZM32 184V183H31ZM53 184V183H52ZM73 185V183H70ZM129 184V182H128ZM132 184V185H133ZM149 185V183H147ZM155 184V183H154ZM161 183H159L160 185ZM165 184V183H164ZM68 185V183H67ZM72 185H70V187L72 188ZM88 185V184H87ZM131 185V186H132ZM17 186V185H16ZM34 187V185H32ZM44 186V185H43ZM50 186V185H49ZM61 186V185H60ZM64 186V189H65V185ZM82 186V185H81ZM157 187V185H155ZM154 186V187H155ZM30 187V186H29ZM28 187V188H29ZM69 185L66 186V188L68 189ZM69 187V188H70ZM74 187V186H73ZM83 187V186H82ZM142 187V186H140ZM151 187V186H150ZM165 187V186H163ZM40 188V187H38ZM47 188V187H46ZM52 188V187H51ZM76 188V187H75ZM129 188H130V185H129ZM158 188V187H157ZM156 188V189H157ZM166 188V187H165ZM34 189V188H33ZM37 189V188H36ZM60 189V188H59ZM66 189V190H67ZM88 189V188H87ZM89 189V190H90ZM148 189V188H146ZM145 189V190H146ZM156 189H153V190H156ZM160 189V188H159ZM158 189V191H159ZM30 190V189H29ZM65 190V191H66ZM75 190V189H74ZM135 190V189H134ZM133 190V191H134ZM150 189L146 190V192L144 193L147 194V198H149V196L151 195V193H153L154 191L150 192L149 191ZM161 190V189H160ZM162 190H165V189H162ZM32 191V192H31ZM30 193H28L26 195V198L23 196V199L21 198V200L17 199L18 201L16 202V204L11 203L12 205H10L8 209V211L6 210L5 213H10V211L12 210H15L17 209L18 207L20 208V204L24 201V202H28L30 206L29 208V215L30 216H34L35 214L37 215L38 214V211L41 210L42 208H44V206L49 202H51L52 200L49 201V197L53 195V191H52V194L49 195V197L46 196V194H49V193H46L44 194L43 191H40L39 192H36V190H31ZM60 192H62V194H64V190L63 188H61L59 190ZM58 191V192H59ZM69 192V189L67 190ZM77 191V190H76ZM142 191H144L142 189ZM226 192L228 193V197L227 199L223 202V203H220V199L217 197V193L219 192ZM156 192V191H155ZM154 192V194H155ZM162 192V191H161ZM26 193V192H24ZM23 193V194H24ZM78 193V192H77ZM80 193V192H79ZM134 195L135 193L132 192ZM157 193H160V192H157ZM164 193V192H162ZM22 194V193H21ZM60 194V193H59ZM66 194L68 193H65L64 196H66ZM82 194V192H81ZM90 193H84V195L82 194L81 196L84 197V196H90L89 195ZM140 194V193H139ZM225 194V193H224ZM71 195V194H70ZM73 195V194H72ZM79 195V194H78ZM11 196V195H10ZM60 196V195H59ZM58 196V197H59ZM220 196H223L222 194ZM21 197V196H20ZM19 197V198H20ZM55 197V199L57 198V196H54L51 198L53 199ZM142 197V195H141ZM140 197V198H141ZM146 200H148L147 198H145ZM151 197H153V195H151ZM61 198V197H60ZM131 198L133 199V197L131 196ZM5 199V198H4ZM152 201L153 199L150 198ZM155 199V200H156ZM131 200V199H130ZM178 200H181L183 201V204L184 202L186 203V207H184L182 210H178L176 212H174V214H169V213H166L165 214V208L167 210V207L168 205H170L171 203H174L175 201H178ZM211 200V202L209 201ZM222 200V198H221ZM49 201V202H48ZM62 201V200H61ZM60 201V202H61ZM65 201V200H64ZM141 201V200H140ZM145 201V200H143ZM150 201V200H149ZM22 203L23 205H26L28 203ZM84 202V201H83ZM131 202V201H130ZM148 201L144 202L145 204L147 203ZM210 202V203H209ZM2 203V202H1ZM5 203V201H4ZM7 203V202H6ZM52 203V202H51ZM59 203V202H58ZM94 203V202H93ZM111 203V204H110ZM113 203V204H112ZM136 203V202H135ZM143 202H141V206H143L142 204ZM155 203V202H154ZM157 203V202H156ZM178 203V202H177ZM21 204V205H22ZM50 204V203H49ZM86 206H85V205ZM139 204V203H138ZM144 204V206H145ZM147 204H150V203H147ZM146 204V205H147ZM152 204V203H151ZM176 204V202H175ZM174 204V205H175ZM179 204H180V201H179ZM178 204V205H179ZM182 204V203H181ZM8 204L4 205V206H7ZM22 205V207H23ZM53 205V204H52ZM52 205L50 204L51 208H52ZM85 206L83 208V206ZM131 205V204H129ZM172 205V204H171ZM177 205V204H176ZM177 205V206H178ZM1 206V205H0ZM49 206V205H48ZM58 206V207H59ZM114 206V205H113ZM114 206V207H115ZM140 205H138L139 207ZM142 207V208H145V207ZM176 206V207H177ZM181 206V205H180ZM183 206V205H182ZM185 206V205H184ZM25 207L28 208V206H24V208L22 210L25 209ZM91 207L92 206V203H91ZM101 207H99L101 209ZM130 207V206H129ZM133 207V206H132ZM131 207V208H132ZM136 207V206H135ZM137 207V208H138ZM18 208V209H19ZM47 208V207H46ZM98 208V207H96ZM128 208V207H127ZM140 210L142 209L141 207H139ZM169 208V207H168ZM170 208H174L173 205L172 207L170 206ZM169 208V209H170ZM178 208V207H177ZM182 208V207H181ZM21 209V208H20ZM20 209H19V212H20ZM49 209V208H48ZM55 209V208H54ZM58 209V208H57ZM56 209V210H57ZM93 209V208H92ZM133 209V208H132ZM132 209H129V210H132ZM147 209V208H146ZM149 209V208H148ZM180 209V208H178ZM4 210V209H3ZM51 210V209H49ZM95 210V208H94ZM103 210V209H102ZM125 210V209H124ZM122 210V211H124ZM136 209H134L135 211ZM151 210V209H150ZM148 210V211H150ZM28 211V209H27ZM43 211V210H42ZM54 211V210H53ZM84 211V212H83ZM96 211V210H95ZM117 211H119V213H117ZM132 211V212H134ZM144 211H147V210H144ZM143 211V212H144ZM147 211V212H148ZM168 211V210H167ZM14 212V211H13ZM16 212V210H15ZM14 212V213H15ZM23 212V211H22ZM41 212V211H40ZM44 212V211H43ZM50 212V211H49ZM52 212V211H51ZM97 212V211H96ZM95 212V213H96ZM111 212V211H110ZM109 212V214H110ZM113 212V210H112ZM125 212V211H124ZM123 212V213H124ZM127 212V210H126ZM131 211H128L127 213H130ZM147 212H145V214H147ZM152 212V211H151ZM171 212V213H173ZM17 213V212H16ZM27 213V212H26ZM45 213V212H44ZM53 213H56V212H53ZM80 213L82 214V218L80 219H84L83 221L85 222H77V220L74 219V217H81V216H77L78 214L80 215ZM93 213V211H92ZM98 213V212H97ZM99 213H102L99 211ZM103 213H105L103 211ZM114 213H111L110 216H113ZM121 212V214H123ZM126 213V214H127ZM136 213V212H134ZM150 213V212H149ZM238 214L240 213L241 214V217L237 215V217H240V218H237L236 220H232L231 223L228 221V219L230 220V216L232 214ZM8 214V215H9ZM20 214H22L20 212ZM19 214V215H20ZM39 214H43L42 212L39 213ZM46 214V213H45ZM51 214V213H50ZM49 214V215H50ZM94 214V213H93ZM108 214V212H107ZM108 214V215H109ZM120 214V215H121ZM1 215V214H0ZM8 215H6V217H8ZM17 215V214H16ZM47 215V214H46ZM53 215V214H52ZM51 215V216H52ZM105 215V214H104ZM125 215V214H123ZM149 215V214H148ZM27 216V215H26ZM40 216V215H39ZM99 216V214H98ZM109 216V217H110ZM127 216V215H126ZM125 216V218H126ZM131 216V214H130ZM128 215V217H130ZM136 214L132 215V218L134 217V221ZM139 216V215H138ZM147 216V215H146ZM5 217V216H4ZM19 217V216H18ZM44 217H46L44 215ZM50 217V216H49ZM54 217H56L54 215ZM95 218H98L96 215H94ZM101 217V215H100ZM104 217V216H102ZM108 217V216H107ZM127 217V218H128ZM145 217V216H144ZM236 217V216H235ZM16 218V217H15ZM29 217L27 216V218L24 220L27 221ZM31 218V217H30ZM29 218V219H30ZM36 218V221H37V216H35ZM39 218V217H38ZM53 218V217H52ZM106 218V217H105ZM103 218V220L105 219ZM121 218V216H120ZM124 218V217H123ZM126 218V219H127ZM142 218V219H140ZM234 218V217H233ZM232 218V219H233ZM21 219V215H20V218L19 220ZM23 219V217H22ZM21 219V220H22ZM32 219V218H31ZM34 219V218H33ZM42 219V218H41ZM56 219V218H54ZM78 219V220H80ZM131 220V217L129 218ZM235 219V218H234ZM2 220V218L0 219ZM4 220V219H3ZM7 220V219H5ZM24 220H22L21 222H23ZM49 221L50 220H53L51 218L48 219ZM87 220V221H86ZM93 220V219H92ZM95 220V219H94ZM97 220V219H96ZM102 218H101V221H103ZM131 220V221H133ZM11 221V220H10ZM17 221V220H16ZM98 222H100L99 220H97ZM105 221V220H104ZM115 221V222H116ZM123 220H121L122 222ZM129 221V220H128ZM127 221V222H128ZM3 222V221H2ZM22 226H24L20 232H22L21 234H27V233H34V229L36 227V224L35 221L33 220V222L31 221V223H26ZM53 221H51L52 223ZM89 222V223H88ZM108 222H109V219H108ZM126 220H124V224H125ZM39 223V222H38ZM48 223V222H47ZM50 223V222H49ZM54 223V222H53ZM52 223V224H53ZM97 223V222H96ZM107 223V221H106ZM102 224V225H103ZM150 224H152L153 226L150 227ZM2 225V224H0ZM17 225V224H16ZM20 225V224H19ZM40 225V224H39ZM117 225V224H116ZM127 225V224H126ZM137 225V224H136ZM137 225V226H138ZM115 226V225H114ZM124 226V225H123ZM128 226V225H127ZM19 227V226H18ZM45 227V225H44ZM47 227V226H46ZM49 227V226H48ZM116 227V226H115ZM37 228V227H36ZM123 228V227H122ZM206 228V227H205ZM213 228V229H212ZM49 229V228H47ZM37 230V229H36ZM45 230V229H44ZM80 230H84V232L86 233V237L84 239V241L82 242H77V237L75 236L76 233H78V231L80 232ZM131 230V229H130ZM193 230V229H192ZM192 230L189 231L192 232ZM200 230H203V229H200ZM199 230V231H200ZM38 231V230H37ZM39 231H40V228H39ZM38 231V232H39ZM195 231V232H196ZM197 231V233L199 232ZM19 229H15V228H12L9 227L8 225L4 226V227H0V249L1 247H5L7 248L6 246L9 247V245L11 244H16V243H19ZM37 232V233H38ZM43 233V231H41ZM40 232V233H41ZM49 232V230H48ZM51 232V231H50ZM49 232V233H50ZM83 232V231H82ZM83 232V233H84ZM133 232V231H132ZM201 232V231H200ZM45 233V232H44ZM43 233V234H44ZM81 233V232H80ZM194 233V232H193ZM36 234V233H34ZM188 234V233H187ZM186 234V235H187ZM192 233H190L191 235ZM196 234V233H194ZM199 234V233H198ZM28 235V234H27ZM33 235V234H32ZM45 235V234H44ZM43 235V236H44ZM78 235V234H77ZM80 235V234H79ZM78 235V237H79ZM34 236V235H33ZM42 236V237H43ZM50 236V235H49ZM83 236V235H82ZM189 236V235H188ZM193 236V235H192ZM197 236V235H196ZM22 239H24L25 237L24 236H21ZM24 237V238H23ZM28 238H30V236H27ZM76 237V238H75ZM187 237V236H186ZM202 237H200L202 239ZM205 237V238H204ZM28 238H25L28 239ZM44 238V237H43ZM60 238V237H59ZM58 238V239H59ZM60 238V239H61ZM148 238V240H147ZM199 238V239H200ZM49 239V238H48ZM57 239V238H56ZM192 241L193 239L190 238ZM24 240V241H25ZM40 240V241H39ZM55 240V239H54ZM189 240V238H188ZM195 240V238H194ZM21 242V241H20ZM144 242V244H142ZM191 242V241H190ZM5 243V244H4ZM27 243V241H26ZM193 243V242H192ZM191 243V245H193ZM20 244V243H19ZM48 244V245H47ZM88 244H90L88 246ZM196 244V243H195ZM194 244V245H195ZM199 244V243H198ZM196 244V245H198ZM18 245V244H16ZM46 245V246H45ZM143 245V246H141ZM21 246V245H20ZM41 246V248H40ZM92 246V247H90ZM141 246V247H140ZM39 247L40 248V251H34L35 248ZM90 247V248H89ZM195 247V246H194ZM200 247V246H199ZM189 248H190V245H189ZM189 248L183 250V253L184 251L187 252L186 250H189ZM197 248V247H196ZM208 248V249H207ZM4 249V248H3ZM200 249V248H199ZM12 250V249H11ZM37 250V249H36ZM198 250V249H197ZM1 251H4L1 249ZM0 251V252H1ZM22 252V251H21ZM198 251L196 253H199ZM3 253V252H2ZM15 253V252H14ZM28 253V254H27ZM179 253V252H178ZM27 254V255H26ZM186 254V253H185ZM189 254V253H188ZM186 254V255H188ZM191 254V253H190ZM174 256L172 258V256ZM177 255V254H176ZM192 255V256H193ZM202 255V254H201ZM172 258L174 259V261H172V259L169 258ZM1 257V255H0ZM12 258V257H11ZM16 258V257H15ZM19 259V258H18ZM12 261V259H10ZM23 260V259H22ZM192 260V262H190ZM200 261V259H199ZM199 261L197 262V264L199 263ZM201 261H202V257H201ZM210 261V262H209ZM20 263V262H19ZM204 260L201 264H204ZM196 264V263H195ZM212 264V263H210Z\"/></svg>", "mask_w": 264, "mask_h": 264}]
</instances>
